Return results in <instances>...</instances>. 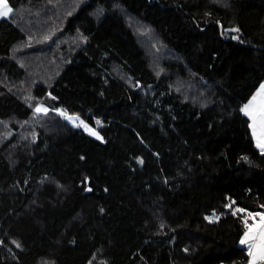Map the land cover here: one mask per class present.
<instances>
[{"label":"trees","instance_id":"16d2710c","mask_svg":"<svg viewBox=\"0 0 264 264\" xmlns=\"http://www.w3.org/2000/svg\"><path fill=\"white\" fill-rule=\"evenodd\" d=\"M7 1L0 264H248L264 0Z\"/></svg>","mask_w":264,"mask_h":264},{"label":"crops","instance_id":"0c3cea01","mask_svg":"<svg viewBox=\"0 0 264 264\" xmlns=\"http://www.w3.org/2000/svg\"><path fill=\"white\" fill-rule=\"evenodd\" d=\"M262 85L264 84L261 83L251 95V97L243 105V113L247 116L249 120L250 131L256 147H258V143L264 142V117H262L261 115V113L264 112V95L261 94ZM246 106H248V114H246V112L244 111ZM258 149L264 152V150H262L260 147H258ZM253 225H255L256 228L252 229L254 230V232H256L257 226L260 225L259 220L257 219L253 223ZM254 241L255 239L248 240L249 243H252V249L250 247V257L248 264H250V261L254 256L255 262L261 260L258 251L259 239L257 238L256 241Z\"/></svg>","mask_w":264,"mask_h":264},{"label":"rangeland","instance_id":"374dc122","mask_svg":"<svg viewBox=\"0 0 264 264\" xmlns=\"http://www.w3.org/2000/svg\"><path fill=\"white\" fill-rule=\"evenodd\" d=\"M5 5H6V7H5ZM0 12H7V15H0V18L8 17L11 14V7H10V5H9L7 0H4V3L0 4ZM37 109H40V111H37ZM47 110H48V107L43 105V104H39L36 107V111L37 112H42L43 113V112H46ZM57 111H59L60 113L64 114V111L62 109H58ZM66 119L72 125L81 128L85 133H87V134H89V135H91V136H93V137H95V138H97L99 140H103V136H102L101 132L99 131V129L98 128H94L93 126L89 125L83 118H81L77 114L67 113L66 114ZM261 216L264 217V212L261 214ZM252 228H256L255 225H253V223L247 228L248 231L246 233H248L250 230L254 231ZM256 232H258V226H257ZM246 233H245V235H246ZM245 235L242 236V240L246 239ZM255 241H256V239H255ZM250 247L252 249V243H250ZM253 262H254V264L258 263V262H255V256L251 259L250 264H253Z\"/></svg>","mask_w":264,"mask_h":264},{"label":"snow or ice","instance_id":"6c2138e0","mask_svg":"<svg viewBox=\"0 0 264 264\" xmlns=\"http://www.w3.org/2000/svg\"><path fill=\"white\" fill-rule=\"evenodd\" d=\"M4 0H0V4H3ZM6 7V5H5ZM0 15H7V12H0ZM261 94L264 95V85L261 86ZM248 106L245 107L244 111L246 114ZM40 111V109H37ZM262 117H264V112L261 113ZM258 147L264 150V142L258 143ZM259 239L258 251L261 259H264V217L261 218L260 225L258 226V232H254L250 230L246 233V239L242 240L241 243H247L249 239ZM254 264V262H253Z\"/></svg>","mask_w":264,"mask_h":264},{"label":"water","instance_id":"95a60500","mask_svg":"<svg viewBox=\"0 0 264 264\" xmlns=\"http://www.w3.org/2000/svg\"><path fill=\"white\" fill-rule=\"evenodd\" d=\"M257 264H264V259L260 260Z\"/></svg>","mask_w":264,"mask_h":264}]
</instances>
